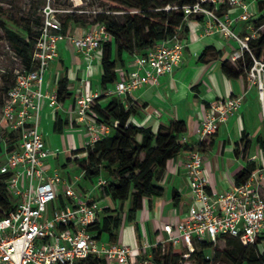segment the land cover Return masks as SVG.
<instances>
[{
    "label": "built area",
    "instance_id": "obj_1",
    "mask_svg": "<svg viewBox=\"0 0 264 264\" xmlns=\"http://www.w3.org/2000/svg\"><path fill=\"white\" fill-rule=\"evenodd\" d=\"M178 7H167L166 10ZM239 11L236 17L232 10ZM185 20L202 17L206 34L220 31L223 36L235 40L239 48L231 56L234 62L243 60L249 53L256 67L248 72L250 81L259 80L260 100L264 108V81L258 62L249 47L258 38V28L246 0H196L182 7ZM61 12L47 5L42 23L35 38L30 66L16 71L14 85L8 89L0 108V140L6 143L7 132L18 134V142L10 150L6 145V163L0 166V174L7 175L8 193L18 203L4 218H0V264H85L93 259L102 264H156L153 250L160 247L164 254L167 247L177 249L182 259L191 262L202 243L218 244L222 239L236 238L244 246L255 245L264 232V196L259 190L261 176L251 174L245 184L231 190L213 193L203 172V155L194 150L189 153L184 169L189 181L192 206L178 222L165 223L166 242L144 243L139 250L118 242L100 240L94 227L106 215V209L98 199L84 197L74 185L84 180L85 172L74 178H66L57 170L48 168L49 159L59 156L58 151L47 148L41 132L42 114L46 101L60 109L57 93L44 91V75L51 63L59 57V46L68 41L81 54L88 66L95 60V53L102 43L111 40L104 25L82 37H68L63 33L57 14ZM244 24L245 35L233 28ZM184 45L179 32L167 38L145 55H135V71L128 80L112 85L103 94L92 92L89 81L76 96L77 123L85 125L89 132L86 149L105 138L111 129L98 121L93 113L95 101L101 96L122 97L144 86H158L160 78L171 75L183 61ZM253 65V66H254ZM261 70L257 71V66ZM243 96L219 99L208 105L206 117L201 121L197 134L207 138L217 133L240 109ZM117 124V123H116ZM250 161L254 162L255 158ZM107 184L99 178L95 188ZM100 199L101 196H100ZM261 248V245H260ZM207 260L213 263L212 258ZM193 264V263H192Z\"/></svg>",
    "mask_w": 264,
    "mask_h": 264
},
{
    "label": "crops",
    "instance_id": "obj_2",
    "mask_svg": "<svg viewBox=\"0 0 264 264\" xmlns=\"http://www.w3.org/2000/svg\"><path fill=\"white\" fill-rule=\"evenodd\" d=\"M256 6L254 8L258 9V5ZM231 12L233 17L239 13L237 9ZM252 12L256 16L257 10ZM186 26L188 32L180 36L185 47L181 65L171 75L161 77L158 86H144L132 94L117 98H120L125 109H133L131 122H135L134 125L150 127L157 131L161 126L169 127L172 121H184L186 131L180 137V142L202 153L203 172L211 192L221 193L233 189L246 167L255 163L261 176L259 190L264 196V149L258 142L259 138L264 140V108L259 92L248 83L245 76L230 78L223 72V65L227 61L237 63L231 56L239 45L235 40L226 39L220 31L206 34V23L202 17L188 19ZM233 28L240 34L245 32L242 23L234 24ZM134 56L124 54L122 61L118 62V82L128 80L135 71ZM101 58L102 51L99 49L95 53L94 62L88 66L70 42L60 44L59 57L46 71L43 88L45 92L57 93L60 80L68 78L71 96L60 103V109L51 107L48 101L45 103L42 114L44 126L41 132L47 148L51 151L58 149L54 138L56 134L61 133L63 136L67 128L81 132L86 142H89L87 127L77 123L75 100L77 94L84 89L85 81L90 82L92 92L104 93L101 87ZM232 96H243L239 111L221 125L216 134L200 138L197 129L207 115L208 105ZM110 99L111 97L107 96L102 103L106 104ZM59 117L65 122L61 132L55 130V122ZM3 128L6 130L7 127ZM11 135L8 131L6 143L0 140V157L3 161L0 166L6 163V145L13 147L18 142V139H11ZM202 143H206V147H200ZM246 143H249V148L245 151ZM69 146H76L74 138ZM12 149L14 147L10 150ZM74 152L72 150V156L68 157L70 163L80 162ZM188 156L189 153H182L167 163L166 177L158 184L164 189L162 196L146 200L133 220H130L129 212L127 216L124 212L121 213L124 224L121 223L116 242L137 251L146 242L154 245L167 241L168 236L163 231V225L180 221L192 206L189 181L184 169ZM253 157L254 162L250 161ZM68 166L69 164L64 165ZM77 166L80 168L78 163ZM48 168L57 170L53 169L49 162ZM79 170L82 172L81 168ZM68 178H72L70 174ZM83 181L96 185L97 180ZM80 189L85 198L96 199L83 185ZM131 206L128 202L123 210H130ZM120 207L122 208L121 204ZM260 237L261 251L264 252V232Z\"/></svg>",
    "mask_w": 264,
    "mask_h": 264
},
{
    "label": "trees",
    "instance_id": "obj_3",
    "mask_svg": "<svg viewBox=\"0 0 264 264\" xmlns=\"http://www.w3.org/2000/svg\"><path fill=\"white\" fill-rule=\"evenodd\" d=\"M196 0H128L124 14L120 17L101 14L102 25L111 40L102 43L101 87L107 91L118 82L117 65L124 54L145 55L159 42L173 37L178 32L180 36L188 32L182 7L195 3ZM258 13L253 22L257 28L264 25V0H255ZM167 7H178L177 10H166ZM15 52L30 66L34 41L28 42L20 38L15 32L6 30ZM37 37V36H36ZM249 47L258 62L264 63V32L254 40ZM254 61L249 53H245L243 60L238 63L227 61L223 65V72L230 78L245 76L253 67ZM71 93L68 78L59 82L57 92L58 102L63 103ZM103 95L95 101L93 113L99 122L110 127L111 132L94 147L81 149L74 153L86 152L87 159L79 162L85 172L84 179L95 182L107 174V184L100 187L101 198H110L113 202L124 205L131 203L129 218L133 220L136 213L143 208L146 200L162 196V183L167 174V163L182 153H191L195 149L180 142V137L186 131L184 121H172L169 127L161 126L157 131L150 127L134 125L131 122L133 109H125L120 98L111 97L106 104ZM117 123V124H116ZM65 122L59 117L55 122V130L61 132ZM264 149V140L258 139ZM202 143L200 147H206ZM249 143L245 144V151ZM255 163H250L242 175L237 179V186L245 184L252 173L258 172ZM7 175L0 174V218L6 217L12 210L7 189ZM121 214L112 208L106 209V215L93 229L100 240L116 242L121 227ZM106 236V239H104ZM224 248L215 247L211 243H202L199 251L192 255L193 264H210L207 260L209 251L214 250L213 263L221 264H264V252L261 251V237L255 245L244 246L239 239L226 237ZM156 264H185L180 253L167 247L161 254L160 247L153 250ZM85 264H102V261L90 259Z\"/></svg>",
    "mask_w": 264,
    "mask_h": 264
},
{
    "label": "rangeland",
    "instance_id": "obj_4",
    "mask_svg": "<svg viewBox=\"0 0 264 264\" xmlns=\"http://www.w3.org/2000/svg\"><path fill=\"white\" fill-rule=\"evenodd\" d=\"M128 0H0V108L2 106V100L4 95L14 85L16 71H23L26 68V63L15 52L11 41L8 39L6 30L15 32L20 38L25 39L28 42L35 40L38 29L42 23L43 10L50 4L54 9L61 12L57 14L60 22L62 23L63 33L68 37H82L95 31L96 27L102 25L100 21L101 14L112 15L120 17L124 14L125 2ZM164 1V0H159ZM251 10H257L254 8L257 3L255 0H246ZM257 7V6H256ZM258 13V12H257ZM235 30V29H234ZM264 32V25L258 28V37ZM245 35V32L241 33V37ZM238 63V62H237ZM256 67V64L253 68ZM261 70V65L257 66L256 73ZM249 74L246 73L245 79L259 91V80L250 81L248 79ZM261 79L264 81V71L261 70ZM260 97V93H259ZM262 105V103H261ZM263 108V105H262ZM264 115V109H263ZM135 123V122H134ZM133 123V124H134ZM44 125L41 126V128ZM5 127V126H4ZM6 131L4 128H0V132ZM67 128V132L62 136L61 133H57L54 138L55 144H58L59 156H52L49 159V163L53 169H57L62 176L68 178L69 174L72 178L81 175L80 168L75 162H69L68 157L72 156L70 152L72 150L77 151L85 149L87 142L84 139L81 132L71 131ZM11 139H17L18 134L12 133ZM74 138L76 146L73 148L69 146V143ZM69 146V147H68ZM67 148H71L68 149ZM76 158H79L80 162L87 159L86 152H80L74 154ZM74 161V160H73ZM3 163L2 157H0V165ZM65 164H69L68 167H64ZM103 178L108 179L107 174L103 173ZM97 182V181H96ZM100 200L103 207H109L116 210L119 214L122 212L128 215L129 210H121L120 203L113 202L110 198L100 199L101 194L99 190L95 188V185L89 184L85 181L76 182L74 188L80 192L82 185ZM81 185V186H80ZM8 196L11 201V205L14 207L18 201H16L9 193ZM125 216V217H126ZM125 220V219H124ZM123 223V221H122ZM124 224V223H123ZM106 239V236H104ZM226 243L220 241L215 247L224 248ZM184 248L181 246L177 249L178 252H182ZM210 257L214 256V250L209 251ZM185 264H192L186 262ZM221 264H228L226 261H221Z\"/></svg>",
    "mask_w": 264,
    "mask_h": 264
}]
</instances>
